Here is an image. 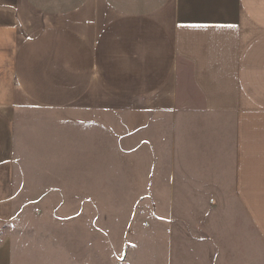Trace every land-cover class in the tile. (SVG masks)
I'll list each match as a JSON object with an SVG mask.
<instances>
[{
    "label": "crops",
    "instance_id": "1",
    "mask_svg": "<svg viewBox=\"0 0 264 264\" xmlns=\"http://www.w3.org/2000/svg\"><path fill=\"white\" fill-rule=\"evenodd\" d=\"M35 107L166 111L173 201L216 204L264 251V0H0V221L15 122ZM161 240L111 264H179ZM35 243L4 229L0 264H66Z\"/></svg>",
    "mask_w": 264,
    "mask_h": 264
},
{
    "label": "rangeland",
    "instance_id": "2",
    "mask_svg": "<svg viewBox=\"0 0 264 264\" xmlns=\"http://www.w3.org/2000/svg\"><path fill=\"white\" fill-rule=\"evenodd\" d=\"M169 119L160 110L48 107L19 116L14 211L0 233L34 238L47 250L35 243L26 251L66 264L90 248L97 264H111L135 241L167 237L179 264H264L240 219L218 216L216 204L173 201L164 169Z\"/></svg>",
    "mask_w": 264,
    "mask_h": 264
}]
</instances>
